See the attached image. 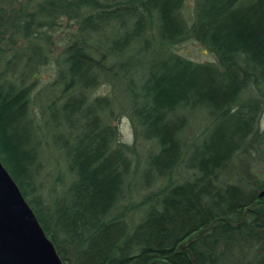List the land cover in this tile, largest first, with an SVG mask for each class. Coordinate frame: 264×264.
<instances>
[{
	"label": "trees",
	"instance_id": "obj_1",
	"mask_svg": "<svg viewBox=\"0 0 264 264\" xmlns=\"http://www.w3.org/2000/svg\"><path fill=\"white\" fill-rule=\"evenodd\" d=\"M45 1V21L76 28L40 121L23 82L47 53L28 40L4 62L0 160L62 263L264 264V0ZM186 41L213 61L172 50ZM120 116L132 146L116 143ZM47 138L65 168L52 203L35 184ZM134 170L150 190L129 223L112 214Z\"/></svg>",
	"mask_w": 264,
	"mask_h": 264
},
{
	"label": "rangeland",
	"instance_id": "obj_2",
	"mask_svg": "<svg viewBox=\"0 0 264 264\" xmlns=\"http://www.w3.org/2000/svg\"><path fill=\"white\" fill-rule=\"evenodd\" d=\"M186 1V3L191 6V1ZM46 6L47 3L45 0H31L30 5H27L25 0H0V69L4 67L6 59L11 58L16 51L28 43V40H32L30 43L32 45L38 44L48 55L43 64H40L41 59L38 60L37 64L35 62L32 63L33 65L30 69L32 70L31 75H29V72L23 82L24 85L30 86L31 89H33L31 92V108L37 121L42 119L39 106L44 103L43 100H46L44 99L46 91L55 78V58L71 38L76 28V21L68 19L64 15L59 16L58 19L52 18L45 21L43 16L46 14V11L43 13V8ZM29 13L32 14L34 21L28 29L30 37L27 36L29 37L27 38L23 34L24 30L22 28V23L29 18L27 16ZM42 25H44V27H41ZM38 32L41 34L37 35ZM33 33L35 36H31ZM48 48H50L49 52ZM172 50L194 61H213V56L205 52L204 48L197 42L186 41L173 46ZM109 90L110 86L101 85L94 91V95L105 94ZM259 93L261 94L263 108L259 122L260 126H263L264 89L260 90ZM114 124L118 126V140H116V143L119 144V146H121V144L132 146L135 138L129 120L126 117L120 116L118 120L114 121ZM43 129L46 132L45 128ZM43 146L42 161L39 165L40 170L35 184L40 186L42 193L46 197L45 199H50L48 202L52 203L55 202L57 197L61 194L62 187L60 186L65 183L63 179L65 168L63 165L64 163H62L60 152L52 147L49 138H47V141L45 140ZM148 150L146 146L137 147L136 154H139V157H146ZM139 179L137 170H134L133 173L127 177L123 198L113 211V216H124L125 219L131 223L144 212V208L142 207L139 210L138 206L142 204L150 188L143 186ZM156 188V186L151 188V192L154 191V189L156 190ZM27 199H30V197Z\"/></svg>",
	"mask_w": 264,
	"mask_h": 264
},
{
	"label": "water",
	"instance_id": "obj_3",
	"mask_svg": "<svg viewBox=\"0 0 264 264\" xmlns=\"http://www.w3.org/2000/svg\"><path fill=\"white\" fill-rule=\"evenodd\" d=\"M0 264H63L0 160Z\"/></svg>",
	"mask_w": 264,
	"mask_h": 264
}]
</instances>
